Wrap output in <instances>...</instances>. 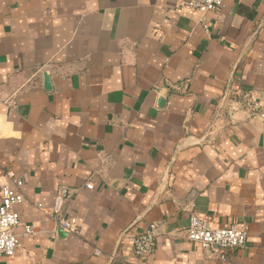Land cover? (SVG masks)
<instances>
[{
	"label": "crops",
	"instance_id": "crops-1",
	"mask_svg": "<svg viewBox=\"0 0 264 264\" xmlns=\"http://www.w3.org/2000/svg\"><path fill=\"white\" fill-rule=\"evenodd\" d=\"M181 1L0 0V185L24 180L18 233L36 231L0 264H264V121L224 98L233 83L264 102V0ZM193 211L248 221L247 246L210 258L186 238Z\"/></svg>",
	"mask_w": 264,
	"mask_h": 264
},
{
	"label": "built area",
	"instance_id": "built-area-1",
	"mask_svg": "<svg viewBox=\"0 0 264 264\" xmlns=\"http://www.w3.org/2000/svg\"><path fill=\"white\" fill-rule=\"evenodd\" d=\"M224 3L225 0H182L178 8H190L200 14H206L221 9ZM224 98L245 111L248 116L258 117L264 121V102L260 100L255 91L235 88L232 83L227 85ZM3 101L10 102V98ZM8 177L9 180L0 185V257L13 256L21 238L36 233L31 224H25L22 231L18 233V228L22 224L17 206L26 200L25 182L13 172H9ZM87 186L92 187V184ZM71 196L72 189L69 186H60L52 212H58L61 205ZM37 207L44 212L47 209L43 204H38ZM57 221L60 227L68 233L78 234L80 232L75 218H61ZM159 230V225L152 222L145 231L133 236V250L140 261H148L152 257ZM249 231L250 225L246 220L217 228L212 226L208 218L200 217L193 211L190 215L186 238L198 243L210 258L226 261L230 251L242 250L247 246ZM100 253L101 250L96 248L95 254Z\"/></svg>",
	"mask_w": 264,
	"mask_h": 264
},
{
	"label": "water",
	"instance_id": "water-1",
	"mask_svg": "<svg viewBox=\"0 0 264 264\" xmlns=\"http://www.w3.org/2000/svg\"><path fill=\"white\" fill-rule=\"evenodd\" d=\"M45 86L48 89L51 87L50 77L47 73L45 74ZM164 102H165V98H161L160 103H164Z\"/></svg>",
	"mask_w": 264,
	"mask_h": 264
}]
</instances>
